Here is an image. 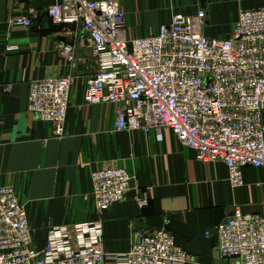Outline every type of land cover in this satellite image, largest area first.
Here are the masks:
<instances>
[{"label": "crops", "instance_id": "1", "mask_svg": "<svg viewBox=\"0 0 264 264\" xmlns=\"http://www.w3.org/2000/svg\"><path fill=\"white\" fill-rule=\"evenodd\" d=\"M61 1L0 0V187L19 194L35 247L44 248L52 228L96 223L105 253L124 254L141 234L166 228L190 264H237L218 252L217 227L236 209L264 217V168L246 166L244 185L234 188L226 164L198 162L169 129H162L161 140L154 128L115 130L117 106L84 104L98 61L82 28L53 24L47 10ZM121 7L130 40L200 10L207 15L201 35L222 40L241 11L263 9L264 0H121ZM17 17L31 18L33 26H13ZM61 76H72L74 84L65 136L58 138L27 106L32 81ZM117 167L131 176V189L125 201L98 211L91 175ZM147 191L142 208L137 199Z\"/></svg>", "mask_w": 264, "mask_h": 264}, {"label": "built area", "instance_id": "2", "mask_svg": "<svg viewBox=\"0 0 264 264\" xmlns=\"http://www.w3.org/2000/svg\"><path fill=\"white\" fill-rule=\"evenodd\" d=\"M47 13L54 25L78 26L98 61L84 104L117 106L115 130L169 129L204 164L224 163L234 188L243 168H264V8L243 10L226 39L201 35L206 11L176 15L157 34L130 40L121 0H63ZM13 26L30 28L28 17ZM13 50L14 48H8ZM73 62L71 48H65ZM74 78L32 81L28 112L51 124L58 138L65 124ZM10 89V88H8ZM95 208L107 211L126 200L131 176L122 167L92 173ZM149 192L137 199L142 208ZM217 250L237 264H264V217L236 209L217 227ZM191 258L166 228L139 236L124 254H107L102 225L80 223L48 231L43 249L33 241L30 221L13 187H0V264H190Z\"/></svg>", "mask_w": 264, "mask_h": 264}, {"label": "water", "instance_id": "3", "mask_svg": "<svg viewBox=\"0 0 264 264\" xmlns=\"http://www.w3.org/2000/svg\"><path fill=\"white\" fill-rule=\"evenodd\" d=\"M59 26H61V25H59Z\"/></svg>", "mask_w": 264, "mask_h": 264}]
</instances>
